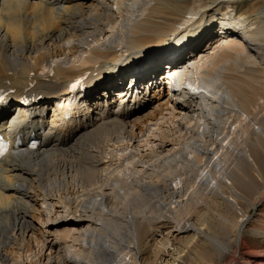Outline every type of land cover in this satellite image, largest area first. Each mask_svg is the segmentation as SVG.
Wrapping results in <instances>:
<instances>
[{
  "label": "bare ground",
  "instance_id": "1",
  "mask_svg": "<svg viewBox=\"0 0 264 264\" xmlns=\"http://www.w3.org/2000/svg\"><path fill=\"white\" fill-rule=\"evenodd\" d=\"M224 5L236 7L238 0H0V131L12 141L20 140L18 146L10 147L0 164V264H10L14 250L21 258L29 259L27 252L32 246L26 234L32 231L34 235L38 230L29 218L44 215L37 207L38 200L46 204L49 214L47 221L44 217L42 220L53 226L64 223L67 231L49 230L46 237L39 227L42 239L38 242H42L48 253L37 254L35 261L31 258L29 263L76 264L65 248L69 237L73 242L81 241L75 233L98 231L94 225H102V218L108 221L111 214H104L108 211L101 209L93 219L77 217L79 210L71 206L73 199L64 198L57 190L67 186L69 179L80 186L97 180L100 165L107 162L103 159L106 145L113 147V161L119 160L117 169L131 159L127 164L135 172L148 174L146 169H136L142 158L141 162H149L147 168L156 167L153 169L156 174L149 172L148 176L152 174L150 177L162 185L155 187L158 192H168L169 199L179 197L170 201L172 207L175 203L173 208L178 204L185 207L192 204L191 187L202 188L213 182L211 199L229 204L231 216L223 219L236 233L237 260L246 255L242 243L251 216L244 205L254 206L258 200L264 201V119H258L264 112V81L258 79L260 73L257 77L248 73L258 72L264 64V60H257L250 53L264 51V27L260 29L249 21L240 26L229 19L228 23H236L239 30L230 25L220 31L227 19L215 28L216 21L214 26L209 23L207 48L201 51L198 37L201 27L190 29L202 23L206 13L219 8L225 10L219 13L226 14L227 18L231 8L226 10ZM238 16L236 20L245 18L244 13ZM109 26L114 28L110 35L107 34ZM88 37H93L96 43H89L90 47L83 50L78 60L67 61L88 43ZM64 39L70 40V44L62 45ZM174 47L181 50L180 58L174 56L172 62L168 59L170 65L167 64L164 81L173 83L178 77L180 91L164 101L166 92L159 65ZM125 50L130 55L126 60ZM234 56L236 60L239 56H245V61L250 59L247 76L226 73L229 71L226 68L220 70V63H229ZM131 63L137 71L131 70ZM111 71L116 75L119 71L123 73V76L117 75L115 86L122 103L113 105L106 113L102 101L112 100L114 85H99ZM140 75L144 78H139ZM127 79L133 82L123 86ZM75 82L78 84L73 94L82 100L81 105L71 106L76 114L63 122L67 105L59 103L68 99L69 88ZM251 86L254 94L246 90ZM147 96H151L149 101L144 99ZM153 99L159 100L155 103ZM150 101L147 112V108L141 110L144 106L139 109L138 106ZM130 103H133L131 108ZM50 109L53 112L49 119ZM252 123L258 124V128L252 127ZM151 125L158 126L155 132ZM243 133L246 136L239 143ZM32 138L39 139L36 147L29 146ZM182 140L189 141L191 156L187 155ZM128 142L131 147L137 142L151 146L150 152L134 146V150L125 153L130 146ZM155 157L157 160L153 161ZM189 161L192 167L188 170ZM178 163L182 169L174 168ZM160 169L172 181L180 175L176 185L163 180L157 173ZM143 187L153 188L148 183ZM256 194L260 195L258 199ZM102 195L98 197L101 207L111 196L110 193ZM176 213L171 210L169 214L162 212L161 216L124 215L133 223L131 244L125 246L126 252L120 256H115L105 244L104 251L110 256L103 264L112 263L116 257L119 259L115 264H125L128 254L134 256L136 264H141V255L148 249L150 239L165 237L167 233L161 227L170 219L176 222L173 232H191L190 242L201 241L204 236L219 254L230 251L225 241L221 242L207 230L210 225L206 221H191L190 217L186 219L185 215ZM182 221L186 223L177 227ZM164 250L172 252L161 264H175L181 250L171 240ZM249 255L250 264H264L261 258Z\"/></svg>",
  "mask_w": 264,
  "mask_h": 264
},
{
  "label": "rangeland",
  "instance_id": "2",
  "mask_svg": "<svg viewBox=\"0 0 264 264\" xmlns=\"http://www.w3.org/2000/svg\"><path fill=\"white\" fill-rule=\"evenodd\" d=\"M224 6L226 7V10L231 8V10L229 12V13H231V15L229 14V16L227 18L225 16L226 14H220L219 13V12H222L225 10H223V8L220 9L218 7L219 9H217L215 12H210L208 14L206 13L204 15V16H206L205 20L202 21V19H199L200 21H202L203 24L200 23L198 26H195V28L190 29V31H192V30L200 29V27H201L202 33L198 36V37H200V39H199L200 44L199 45H200L201 51L203 49L207 48L208 40L206 38H207V35L210 33L207 29L210 28L211 25H213L215 23V21H216V24H214L215 26L213 25L214 28L216 27L217 23H224V21L227 19L226 20L227 24L226 25L222 24L224 26L221 27L220 31L221 30L223 31L224 30L223 28L225 26H230V25H231L230 27L232 29L237 28V30H239V27L236 23L237 22H244V21L245 22L247 21L246 23H248V21H249L250 23L254 24L253 26H256L260 29L264 27V0H238V5H235L236 7H233L232 5H229V6L224 5ZM233 9H235V10H233ZM234 11H237V15L234 13ZM240 13H242V14L244 13L246 19L242 17V19L236 20V19H238V17H239L238 14H240ZM210 17L212 18V20L210 19ZM229 19H231L232 22H233V20H235L236 23H232V22L228 23ZM116 25L119 26V23ZM107 29L109 30V32L107 33L108 35L111 34V30H114V28L112 26L107 27ZM114 33H116V30L114 31ZM203 36L205 37V39H203ZM101 39H102V36H101ZM66 40L67 39H64L61 44L62 45L64 44L66 46L68 44H70L71 41L70 40L66 41ZM87 42L88 43H85V45L81 47L79 52L76 53L77 54V55H75L76 57L75 56H69L67 61H70L72 59L74 61L78 60L79 57L83 54V52H84L83 50H86L87 48L90 47V45L96 43V41L94 40L93 37H88ZM89 43H90V45H89ZM158 48H160V46ZM119 49H121V46H120V48L118 47V50ZM154 50H156V47ZM205 52H208V51H205ZM168 53H170L169 55L167 54L168 57L165 59V61H163L162 64L159 65V68H161L160 71H162L159 76L162 75L160 77V80H161V83L163 86H164V84H167L163 80L165 78L164 77L165 72L167 71L166 67L168 65H170V61L171 62L175 61L174 60L175 58L173 59L174 56L180 58L181 50L179 48L174 47ZM250 53H251V56H253L254 58L257 57V60L258 59L260 61L264 60V51L259 52L257 54H256V52L254 53V51H252ZM123 54H126V50ZM258 55H259V57H258ZM64 56H62V59H64ZM127 56H129V58H130V55L127 53L125 56V60H126ZM244 58H245V56H239L238 57L239 61H238V60H236V56H234L233 59H231V61H229L230 64L228 62L227 63H225V62L220 63V70L226 68V70H229L226 73H231V74L236 73L235 75L242 73L243 74L242 76H247V70L249 67L250 59L249 60L247 59L245 61ZM52 61H53L52 59H49V62H52ZM234 61L236 63H234ZM237 61L240 64L239 67H238ZM167 62H169V63H167ZM129 65H130V61H129ZM131 65H132L131 70H134V71L138 70V69L135 70L136 65H134V63H131ZM229 67L231 69H229ZM259 70L264 72V64H262V66L259 67L258 72H257V70H251L250 72H248L249 76L252 75L253 77H257V75L260 73L258 76V79L260 78L261 80L264 81V74H262ZM117 75L123 76V73H121V71H119V73H117ZM117 75L111 71L110 75L107 76V78L103 79L101 81V84L99 85V87H104V86L112 87L114 85V87H112L113 92L111 93L112 102H113L111 104V107L115 104L119 105V103H118L119 99L118 98H120V97H118V95H117L118 93L115 92L116 88H117V87H115L116 86V78L118 77ZM139 78H144V76L141 77V75H140ZM118 82H119V80H118ZM131 82H133V80L127 79L125 82V85H123V86H127V84L129 85V84H131ZM253 83H255V82H253ZM100 89H102V88H100ZM246 90H247V92L249 91V93L254 94L252 86L250 88H247ZM153 92L154 91H151L150 93H153ZM143 93H145V92H143ZM150 97L151 96L145 97L144 99H148L145 101H149ZM167 99H169L168 95H166L163 100L167 101ZM153 100L155 103H157L159 99L156 101H155V99H153ZM151 102L152 101L144 103L143 105H140L138 107L140 109L144 106L141 110L143 111L145 108H147L146 109V112H147V110L151 107V105H148V104ZM102 104L104 106H106L105 101L104 102L102 101ZM214 105L218 106V102H214ZM98 108H100V107H98ZM216 109H218V107ZM51 112H52L51 109L48 110V114H49L48 118L49 119L52 116ZM258 117H259L258 119H264V112H261L258 115ZM151 126H152V129L154 130V132L156 131L154 128H158V126H156V125L155 126L151 125ZM254 126L258 128V124L252 123V127H254ZM166 127L167 126L165 125V128ZM147 133H148V131H147ZM243 134H242V138L239 137V141H238L239 143H241L242 140H244L243 136H246V133H243ZM182 141H183L182 145L184 147H187L186 148L187 155L191 156L190 148H189V141H186V140H182ZM127 144H130V146L128 147V150L125 153H128L129 150H131V149L134 150V148H133L134 146H137V148H139L140 150H143L145 152H150L151 146H148V145H147L148 147L146 145L143 146V144L138 143V142L133 144V147H131L132 144L129 142ZM140 144H141V146H140ZM103 146H104V144H103ZM145 147H146V149H145ZM112 149H113V147H111L110 145L104 146V148H103V151H104L103 159L104 160L106 159L105 161H107V162H105V163L103 162L104 164L100 165V168L98 170V176H99V174H100V176L97 177V180H95L92 184H88L87 182H83L81 184L82 186H80L79 184H77L74 181H73V183H72V181L69 182V180H70L69 179L67 181L68 182L67 186H65V187L63 186L62 188H60V189L58 188V190H57L58 193H60L59 195H64V198L70 197V199H73L71 206L72 207L75 206L80 211V212L77 211V213H76L77 217L78 216H85V218H90V219L92 218L93 219V217L95 218L96 211L99 212V211H101V209L104 211H108V212H105L104 214H106V213H108V215H109V213L111 214V216L109 217L110 219H108L109 222L107 221V219L102 218L101 221H103V223H102V225H100L101 227L96 226V224L94 225L95 228L98 227L97 228L98 231L96 229H93V231L91 233L89 231H88L89 233H87L85 231V232H83V234H82V232L75 233L79 237V239H81V241L73 242L71 240V237H69L70 240H68L67 245H65V248H66V250H68V253H69L68 257L71 258L73 261H77L76 264H103V263L107 262L106 259L109 258L110 255L107 254L106 251H104L105 250V247H104L105 244H107L111 248V250L114 251L115 256H117V255L120 256V255L125 254L126 249H124V248H125V246H128L131 244V241H132L134 235L131 234L133 231L132 230L133 229V223L129 222V220L127 221V218L123 217L124 215H127L128 217H131L132 215L133 216L134 215H140L142 217H146L148 215L161 216L162 212H166L167 214H169L171 212V210L175 211V213L177 212L178 213V215L176 213L177 216L183 217L185 215L186 219L188 217H190L191 221L192 220L196 221L198 219H199L198 220L199 222H205L206 221V224L210 225V226L205 225L208 228L207 230H209L221 242L225 241L228 244L230 251L225 252L223 255L219 254V251H217V249L213 248L211 243L210 242L208 243L209 240H207L206 237H204V236H201V238H200L202 242L200 240H198L196 243L190 242L191 238L189 236H190L191 232H187V233L186 232H179V231L173 232L174 228L176 227V225H175L176 222H173L174 220L170 219L172 222L165 220L166 221L165 223L167 225L164 224L161 227V231L164 230L165 233H167L166 236L162 237V238L160 236H156V238L150 239L149 246L147 247L148 249H146L144 254L141 255V258H140L141 264H161V262L165 261L166 258H168V255L172 252V251H165L164 250V246L166 243H168L169 240L172 241V243L174 244L175 247H177V249L181 250V253H178V256H176L178 259L175 261V264H250L249 259H248L249 254H250L249 256H257V257L261 258L262 260H264V201L263 200H261V201L258 200L257 204L254 206L248 205V203H245V205H244V209L249 214V216H251V218H250L251 222L246 227V230L244 231L245 233L243 236V243H242L243 249H242V251L246 255H241L242 257L240 256L237 260V249H238V247L236 246L237 245L236 244V233L228 227L229 225H227L226 220L223 219V216H228V217L231 216L229 204H227L228 202H226V201H221V202L215 203V201H213L211 199L212 198L211 197L212 196V190L211 189H212V183L213 182H211L210 184H207L205 186L203 185L202 188L191 187L190 188L191 197L194 194L193 195L194 199L192 200V204L187 206V207L182 206L181 204H178L176 208H173L175 203L173 204V207H172V204L170 203V201L173 198H174L173 201H175L176 199H179V197L176 196V198L172 197L169 199L168 198L169 197L168 192H163V191L158 192V189H156L155 187L162 186V185H159L160 183H157L159 181H157L155 178L150 177L152 174L150 176H148V174H150L149 172H151V173L155 172V174H156V171L153 170L156 167L152 166V167L147 168L146 165L149 162L146 163L144 161L146 164L141 162V160L143 159L142 158V159L138 160L140 162H139V164H137L136 169H138V170L142 169V171H143V169L144 170L146 169L145 172L148 174L144 175L141 172H138L141 174H138L137 172H135L136 170L134 168H132L131 166H129L130 164L129 165L127 164L128 161H130L131 159H128L126 162H124V164L119 165V168L117 169V167H118L117 165L119 164V162H118L119 160L113 161V159H112L113 150ZM263 151H264V148H263ZM135 158L139 159L138 156H136ZM191 159H192V161L194 160L193 158H191ZM110 160L113 163L109 166V164L111 163ZM144 160L147 161L148 158H144ZM155 160H157L156 157L153 159V161H155ZM192 161H189V163H188V170L192 167V164H191ZM114 167H116L115 168L116 170L111 171V169H114ZM105 168H110L109 169L110 171L106 170ZM174 168L182 169V166L180 163H178V164H175ZM108 172H110V173L108 174ZM163 172L164 171H162L160 169V172H157V173H160L159 176L161 175L163 180L166 179V181L169 184H171V186L176 185V183L180 179V177H179L180 175L177 174L176 180L172 181V179H167L169 176H167V174L164 175ZM175 173L176 172H174V174ZM113 174H115V175L113 176ZM106 175H107V177H106ZM147 183L152 185L153 188H150V189L144 188L143 186ZM195 191H197V192H195ZM104 193H110L111 196H109V198H112V201L109 203V198H108L106 205L101 207L99 205L100 202L98 201V197L99 196L101 197V195ZM258 195L259 194H256V199L259 198L260 195L259 196ZM256 199H254V200H256ZM208 202H212V203H208ZM45 205L46 204H42L41 200H38L37 207L41 208V210L44 211V215L42 216V214L41 215L35 214L34 218H29V219H31L34 223H36V228L38 230L40 227V229H42L44 231V233H46V237L48 235L49 230L54 231V229H55V230H59L60 232H66L67 231L66 224L58 223L57 225L53 226L52 224L49 225L48 224L49 222H44V220H42V217H44L46 221L49 219L48 218L49 214L46 211L47 208ZM79 205H84V208H80ZM75 207H73V208H75ZM82 209L83 210L85 209L86 211L85 210L83 211ZM59 210H61V209H59ZM202 215L204 216V218ZM87 223H89V222L87 221ZM184 223H186V221H182L181 225L180 226L177 225V227H181ZM159 224L160 223H158V225ZM161 225L162 224H160L159 226H161ZM224 227H225V230H224ZM38 230L34 231V235H32V231H30V232H28V234H26V238L29 239V242L32 246V250H31L32 252L31 251L27 252V254H29L28 255L29 259H27L26 256H24L25 258H23V257L21 258V256H19L18 252H16L14 250L13 251L14 256L10 257V259H9L10 264H19L21 262L25 263V264H30L29 263L30 259L32 258V260L35 261V256L37 254L39 256V255L43 254L44 251H45V253H48V249H46V247H42V245H41L42 242H40V243L38 242L39 239H42L41 238L42 234L39 233ZM169 230H171L172 233H169ZM98 232H100V234ZM188 237H189V239H188ZM161 244H163V245H161ZM121 247L123 248V250L121 249ZM81 248L83 249V252H81V250H80ZM38 256H36V257H38ZM126 256L127 257H125V262H127V263H125V264H128V263L129 264H136V259H134V256H132L131 254H128ZM130 256H132V257H130ZM41 257H43V256H41ZM116 258L119 259V257H116ZM117 259L112 261V263L109 262V264H115ZM42 262H46V259ZM36 264H40V262L36 263ZM69 264H73V263H69Z\"/></svg>",
  "mask_w": 264,
  "mask_h": 264
}]
</instances>
